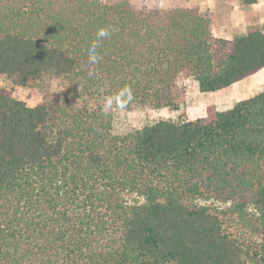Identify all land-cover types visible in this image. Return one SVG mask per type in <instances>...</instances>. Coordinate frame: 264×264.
Listing matches in <instances>:
<instances>
[{"label": "trees", "instance_id": "1", "mask_svg": "<svg viewBox=\"0 0 264 264\" xmlns=\"http://www.w3.org/2000/svg\"><path fill=\"white\" fill-rule=\"evenodd\" d=\"M263 68L260 22L216 37L185 0H1L0 74L41 100L0 88V264H264V91L123 134L101 111L125 86L124 109H177L185 78L214 92Z\"/></svg>", "mask_w": 264, "mask_h": 264}, {"label": "rangeland", "instance_id": "2", "mask_svg": "<svg viewBox=\"0 0 264 264\" xmlns=\"http://www.w3.org/2000/svg\"><path fill=\"white\" fill-rule=\"evenodd\" d=\"M185 3L198 8L200 13L211 21L212 33L216 37L232 38L236 34L245 33L251 22H260L264 27V0H258L255 5H246L239 0H185ZM27 8L28 6H25V9ZM183 84L186 95L177 109L134 107L113 111V133L123 134L161 119L182 121L203 117L210 105H214L218 110L229 109L238 101L264 91V70L248 79L250 91L247 96L237 95L241 87L236 84L214 92H201L193 77L185 78ZM253 86L257 87L252 88ZM0 88L11 89L15 98L25 101L29 106H35L41 100L37 89L20 85L17 80L4 74H0ZM50 88L54 92H61V79L53 78ZM129 201L142 203L144 198L135 196L130 197Z\"/></svg>", "mask_w": 264, "mask_h": 264}, {"label": "clouds", "instance_id": "3", "mask_svg": "<svg viewBox=\"0 0 264 264\" xmlns=\"http://www.w3.org/2000/svg\"><path fill=\"white\" fill-rule=\"evenodd\" d=\"M114 31L115 29L113 27H101L97 29L95 38L87 48V57L90 65H95L100 62L102 57L98 50L101 48V43L103 40L109 38ZM132 99L133 96L131 89L125 86L114 95H107L104 97L103 104L101 105V111L105 116H107L118 108H127L128 104L132 102ZM121 101H124V103L122 104Z\"/></svg>", "mask_w": 264, "mask_h": 264}, {"label": "crops", "instance_id": "4", "mask_svg": "<svg viewBox=\"0 0 264 264\" xmlns=\"http://www.w3.org/2000/svg\"><path fill=\"white\" fill-rule=\"evenodd\" d=\"M255 4H257V3H254V4H252V5H255ZM264 70V68L262 69V70H260L258 73H256V74H259V73H261L262 71ZM256 74H253V75H251V76H249V77H247L246 79H244V80H241V81H239V82H236V83H234V84H236V85H240V87H241V90L240 91H238V93H237V95L238 96H247L248 95V93H249V86H250V84H247V81H248V79L250 78V77H253V76H255ZM262 85V84H261ZM257 86H253L252 88H256Z\"/></svg>", "mask_w": 264, "mask_h": 264}]
</instances>
